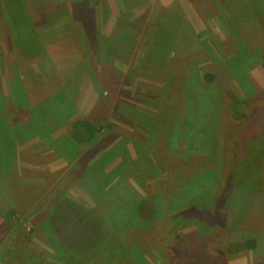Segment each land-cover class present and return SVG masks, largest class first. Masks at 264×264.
Here are the masks:
<instances>
[{
  "label": "rangeland",
  "instance_id": "374dc122",
  "mask_svg": "<svg viewBox=\"0 0 264 264\" xmlns=\"http://www.w3.org/2000/svg\"><path fill=\"white\" fill-rule=\"evenodd\" d=\"M147 1L0 0V92L18 77L30 105L65 94L67 124L104 127L67 155L51 142L69 133L56 122L51 139L28 134L0 160V264H264V0ZM20 3L37 38L29 55L9 13ZM98 159L99 172L123 165L129 191L108 186L104 205L83 179ZM129 196L158 215L127 214ZM65 200L108 217L101 246L97 234L82 255L52 247Z\"/></svg>",
  "mask_w": 264,
  "mask_h": 264
},
{
  "label": "trees",
  "instance_id": "16d2710c",
  "mask_svg": "<svg viewBox=\"0 0 264 264\" xmlns=\"http://www.w3.org/2000/svg\"><path fill=\"white\" fill-rule=\"evenodd\" d=\"M250 1L251 0H245L244 5H251L252 2ZM18 9L19 11L16 13L11 11L9 12L11 20L13 21L14 29L16 30L17 41L15 44L20 53L22 52V54L25 53L29 55V51L26 46L28 45V42L32 45L35 39L37 41L36 33L31 22V18L27 15L24 6L21 3L18 4ZM45 9L46 7L41 8L43 11ZM197 79L198 81H201V85L209 86L213 84L215 76L211 73H204L203 78L199 75L197 76ZM8 86L9 96H5L0 92V160L2 159V165L7 164V166L9 163L8 157L13 160L16 158L17 152L15 146L19 143V138L24 139L26 136H30L28 134H35L38 135V137L41 136L40 138L42 139H48L50 138L49 134L52 131V126L56 122L66 123L68 119H71L74 115L72 105L70 106L71 108H68V100L65 94L62 97H50L40 104L32 106L28 103L26 98V88L18 77L10 80ZM19 112L23 113L25 121L18 119L16 114ZM67 125L69 127V133L65 137L57 139L56 141L51 140L54 144H58V140H61L59 142V146L64 149V152H66L67 155L68 146L80 148L83 146L94 145L98 140L99 133H101L104 129L102 125H99L94 120L88 118H77ZM114 148L112 149L114 150ZM8 153L11 154L9 155ZM104 156L105 155L102 157ZM100 159L92 165H89L87 169L83 171V179L86 177L94 184H99L98 187L94 189V192L98 197L99 204L104 205L110 200V198H106L110 192L120 194V191H124L123 193L128 194L129 191L125 188V179L127 180V178L122 180V175L119 172L122 164L119 165L118 168L113 169L109 174L104 171L99 172L97 171V163ZM123 161L125 160L123 159L121 162ZM125 165L126 164H124V166ZM102 178L103 180H107L106 183L104 182V185H100ZM196 178L197 176L194 179ZM191 182H193L192 179ZM249 184L250 183H247V186H244V188H249L251 186V184ZM108 186H111L110 192L106 189ZM118 188L120 191H118ZM112 193L110 196H112ZM128 201L130 203H134V206L130 207V204L127 205ZM128 201L124 204V207L127 205L126 213L128 214V211H132L135 213V218L138 220L141 219L142 221L147 222L146 219L151 221L155 214L158 215L157 205L150 200H141V202L137 205V203H135L136 201H132L131 196H129ZM223 202L226 203L225 196L224 200H222V204ZM148 211L150 213V217H144V214L148 213ZM127 217L128 215L121 216L118 220L124 224ZM110 219L112 220L114 218L110 217ZM100 220L107 221V228H109L108 217L103 218L95 216L93 213H88L85 208L80 207L79 205L68 202V200L62 201L52 210L49 222L54 230L52 234L60 238L63 244L58 241H50L52 243V247L55 250L59 248L60 250H63L62 253L68 255H82V253L90 252L93 249L92 246L95 244L94 237H97L95 236L97 234L100 235L101 246L103 242L101 236L104 237V231H102V229L106 225ZM129 227L130 226H127V228ZM126 231L127 230H125V232ZM251 244L252 243L249 241V246H251Z\"/></svg>",
  "mask_w": 264,
  "mask_h": 264
},
{
  "label": "crops",
  "instance_id": "0c3cea01",
  "mask_svg": "<svg viewBox=\"0 0 264 264\" xmlns=\"http://www.w3.org/2000/svg\"><path fill=\"white\" fill-rule=\"evenodd\" d=\"M142 1H143V3L141 5H147V2H148L147 0H142ZM197 1L199 2V0H197ZM211 2H212V0H204V2H200V3H206L207 5H211Z\"/></svg>",
  "mask_w": 264,
  "mask_h": 264
}]
</instances>
